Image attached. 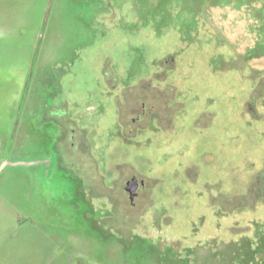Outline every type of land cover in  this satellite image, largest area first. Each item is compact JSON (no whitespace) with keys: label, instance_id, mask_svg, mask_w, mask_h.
Wrapping results in <instances>:
<instances>
[{"label":"rangeland","instance_id":"1","mask_svg":"<svg viewBox=\"0 0 264 264\" xmlns=\"http://www.w3.org/2000/svg\"><path fill=\"white\" fill-rule=\"evenodd\" d=\"M6 163L0 264H264V0H0Z\"/></svg>","mask_w":264,"mask_h":264},{"label":"flooded vegetation","instance_id":"2","mask_svg":"<svg viewBox=\"0 0 264 264\" xmlns=\"http://www.w3.org/2000/svg\"><path fill=\"white\" fill-rule=\"evenodd\" d=\"M146 115V110L144 105L142 106V114L138 116V121L143 120L144 116ZM136 118L132 119V122H134ZM136 181V186L134 188L133 192H130L128 183ZM146 184L141 180L134 177H130L125 182H123L121 186V191L124 194L123 198L126 199L127 206L128 207H137V203L139 202H145V198L143 194V190L145 188Z\"/></svg>","mask_w":264,"mask_h":264},{"label":"water","instance_id":"3","mask_svg":"<svg viewBox=\"0 0 264 264\" xmlns=\"http://www.w3.org/2000/svg\"><path fill=\"white\" fill-rule=\"evenodd\" d=\"M6 165H8V163L4 164V165L0 168V172H1V170L4 168V166H6ZM13 165H18V164H13ZM135 186H136V181H134V182H129V183H128V187H129L130 192H133V191H134Z\"/></svg>","mask_w":264,"mask_h":264}]
</instances>
